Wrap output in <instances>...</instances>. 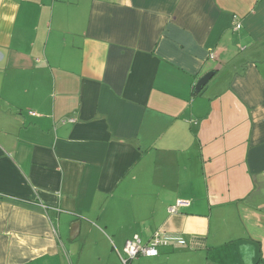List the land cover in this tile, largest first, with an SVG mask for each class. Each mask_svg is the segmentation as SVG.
<instances>
[{
    "label": "crops",
    "instance_id": "0c3cea01",
    "mask_svg": "<svg viewBox=\"0 0 264 264\" xmlns=\"http://www.w3.org/2000/svg\"><path fill=\"white\" fill-rule=\"evenodd\" d=\"M156 234L264 264V0H0V264Z\"/></svg>",
    "mask_w": 264,
    "mask_h": 264
},
{
    "label": "built area",
    "instance_id": "2783aa9c",
    "mask_svg": "<svg viewBox=\"0 0 264 264\" xmlns=\"http://www.w3.org/2000/svg\"><path fill=\"white\" fill-rule=\"evenodd\" d=\"M237 29L241 27L240 23L235 25ZM188 203L182 200L177 201V204L171 207L172 212H177L180 206ZM175 240L164 239L159 234H156L147 244H143L139 236H135L128 240L124 247V256L121 259L122 264H129L133 259L140 255L157 256L162 247L173 246Z\"/></svg>",
    "mask_w": 264,
    "mask_h": 264
},
{
    "label": "water",
    "instance_id": "95a60500",
    "mask_svg": "<svg viewBox=\"0 0 264 264\" xmlns=\"http://www.w3.org/2000/svg\"><path fill=\"white\" fill-rule=\"evenodd\" d=\"M214 74H215L214 72H209L203 77H201L198 83L196 84L195 91L200 92L209 83V81L212 79Z\"/></svg>",
    "mask_w": 264,
    "mask_h": 264
},
{
    "label": "rangeland",
    "instance_id": "374dc122",
    "mask_svg": "<svg viewBox=\"0 0 264 264\" xmlns=\"http://www.w3.org/2000/svg\"><path fill=\"white\" fill-rule=\"evenodd\" d=\"M92 245H93V240L92 241H89L88 248L89 247H92ZM97 257H98V255L96 253L87 254V255L84 256V259H83L84 262H83V264H98L96 262Z\"/></svg>",
    "mask_w": 264,
    "mask_h": 264
}]
</instances>
